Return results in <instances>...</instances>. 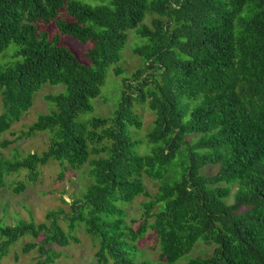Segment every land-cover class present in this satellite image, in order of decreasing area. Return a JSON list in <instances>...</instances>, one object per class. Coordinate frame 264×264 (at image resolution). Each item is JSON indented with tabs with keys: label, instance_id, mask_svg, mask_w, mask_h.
Returning a JSON list of instances; mask_svg holds the SVG:
<instances>
[{
	"label": "trees",
	"instance_id": "16d2710c",
	"mask_svg": "<svg viewBox=\"0 0 264 264\" xmlns=\"http://www.w3.org/2000/svg\"><path fill=\"white\" fill-rule=\"evenodd\" d=\"M39 22H54L57 32L39 30ZM129 29L143 40L134 48L141 64L130 77L113 67L122 86L110 115L78 120L92 110ZM63 36L91 44L88 63ZM10 45V61L0 62V135L28 112L43 84L64 90L47 95L51 110L22 132L47 131L46 149L0 156V188L7 174L22 170L35 180L49 161L63 169L86 165L90 182L69 214L0 222V260L30 235L40 240L23 252L37 247L39 264L52 262L60 253L48 245L71 237L61 216L70 232L81 223L96 242L95 264H134L128 240L147 230L159 247L154 264H264V0H0V57ZM137 104L153 115L150 150L142 154L126 130L142 126ZM9 142L1 141L0 151ZM208 165L217 171L205 174ZM143 177L155 183L153 194ZM140 196L149 199L131 231L121 204ZM202 243L210 252L192 256Z\"/></svg>",
	"mask_w": 264,
	"mask_h": 264
},
{
	"label": "rangeland",
	"instance_id": "374dc122",
	"mask_svg": "<svg viewBox=\"0 0 264 264\" xmlns=\"http://www.w3.org/2000/svg\"><path fill=\"white\" fill-rule=\"evenodd\" d=\"M152 16L148 15L144 23L150 25ZM37 27L41 31H46L50 35H54L56 25L51 23H37ZM127 40L121 50L120 60L111 65L106 71L105 82L101 88V93L91 100L92 110L90 112L81 113L78 120L91 117H106L112 113L114 106L118 101V93L122 86L121 77L113 73V67L117 66L122 70L123 76L130 77L132 72L141 64V60L134 53V48L143 43V40L136 35L133 29L127 31ZM61 42L66 45L81 63H88L86 52L91 46L90 43H80L71 37L63 36ZM10 50L6 51L0 57L2 64L10 61L11 49L14 45H10ZM121 75V76H122ZM64 90L62 84H43L38 91L33 94V105L25 113L18 122L0 135V142L9 140L6 148L1 149L0 156L4 159L13 160L14 158H23L28 153H41L46 149L49 140L47 131H39L31 136H25L22 132L36 120L40 113H48L51 110V104L46 100V96L56 94ZM135 111L140 115L142 126L139 129L127 126V132L138 141L135 147L137 153H147L150 145L146 139V133L152 127L153 115L146 105L135 106ZM1 112V107H0ZM217 171L216 165L207 166L203 172L207 175ZM88 167L85 165L80 168L67 167L63 169L57 161H49L45 165L37 167L35 180H29L27 171L22 170L19 173H11L5 176L4 186L0 188V222L5 225H14L18 221H33L40 223L46 220V213L50 210H62V216L69 214L71 211L70 203L73 199L80 198L85 185L90 182L87 176ZM60 173L63 175L60 177ZM143 182L149 194L156 191L155 183L147 177H143ZM22 184L20 191L14 189ZM234 190V189H233ZM149 197L140 196L128 204H121L124 210V223L131 231H135L140 224L142 215V202ZM59 224L62 229L69 234L70 240L66 245L58 243H50V246L60 256H53V261L49 264H95L96 242L88 236L80 223L75 226L74 231L70 232L68 226L59 216ZM40 237L33 238L25 235L12 243L7 252L0 260V264H39L41 254L37 247L23 252V247L30 242L38 243ZM133 247V262L140 264L148 262V264L157 263L159 260V247L156 244L151 230H147L144 236L135 241L128 240ZM212 249L211 245L202 243L198 245L191 253L192 256L198 254H208ZM106 264H112L111 261ZM178 264V263H177ZM180 264H186L180 261Z\"/></svg>",
	"mask_w": 264,
	"mask_h": 264
}]
</instances>
